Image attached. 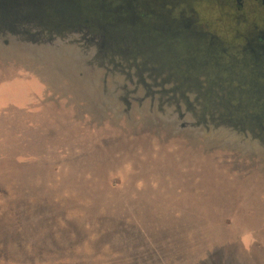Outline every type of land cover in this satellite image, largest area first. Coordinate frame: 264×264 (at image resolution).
I'll use <instances>...</instances> for the list:
<instances>
[{
	"label": "rangeland",
	"instance_id": "1",
	"mask_svg": "<svg viewBox=\"0 0 264 264\" xmlns=\"http://www.w3.org/2000/svg\"><path fill=\"white\" fill-rule=\"evenodd\" d=\"M59 1L0 0V264H264V8Z\"/></svg>",
	"mask_w": 264,
	"mask_h": 264
},
{
	"label": "flooded vegetation",
	"instance_id": "2",
	"mask_svg": "<svg viewBox=\"0 0 264 264\" xmlns=\"http://www.w3.org/2000/svg\"><path fill=\"white\" fill-rule=\"evenodd\" d=\"M231 2L235 3L237 11L245 9L246 5L249 3L254 4L251 5V7H257L256 5H259L262 9L264 8V0H231ZM255 28L258 29V27ZM252 33L253 32L250 34ZM247 40H251L249 42L250 44L248 43L250 46L243 55L245 60L244 63L239 65V72L245 75L250 82H254V85L250 84V88L248 90L264 92V52L256 51H264V32L261 31V34L256 33L254 37L251 36L250 39L248 37Z\"/></svg>",
	"mask_w": 264,
	"mask_h": 264
},
{
	"label": "water",
	"instance_id": "3",
	"mask_svg": "<svg viewBox=\"0 0 264 264\" xmlns=\"http://www.w3.org/2000/svg\"><path fill=\"white\" fill-rule=\"evenodd\" d=\"M14 1H16L17 4ZM125 1L127 2L128 7L131 6L132 2H130L129 0H125ZM10 3L14 5L15 12L13 15L8 16L7 18H12V20L15 24H20L22 22H25L26 24L39 22L43 25V23L46 21L44 18L37 17L36 15H34L33 11L29 10L30 8H32L33 10L43 8L45 5L43 0H23V1L22 0H10ZM63 3H66L68 5V9L70 10V13L72 12L75 15L80 13V10H81L80 5L81 4H80L79 0H61V1H59L58 6H62ZM129 8H127V9L129 10ZM25 10H27L26 14H28V15L23 17L22 14H24L23 11H25ZM10 12H12V10L7 11L6 13H10ZM118 23L120 25L123 24L122 21H118ZM112 28H113V25H112Z\"/></svg>",
	"mask_w": 264,
	"mask_h": 264
},
{
	"label": "crops",
	"instance_id": "4",
	"mask_svg": "<svg viewBox=\"0 0 264 264\" xmlns=\"http://www.w3.org/2000/svg\"><path fill=\"white\" fill-rule=\"evenodd\" d=\"M8 76H12V74L11 75H8ZM1 78H2V70L0 69V79ZM25 107L26 106H21V105H18V106H9L8 108H6L4 110H8V112L6 113V115L14 116V118H17L19 109L27 110ZM20 112H22V111H20ZM29 113L30 112L27 110L24 115L26 116ZM2 114H3V110H0V120H1ZM0 141H1V138H0Z\"/></svg>",
	"mask_w": 264,
	"mask_h": 264
},
{
	"label": "trees",
	"instance_id": "5",
	"mask_svg": "<svg viewBox=\"0 0 264 264\" xmlns=\"http://www.w3.org/2000/svg\"><path fill=\"white\" fill-rule=\"evenodd\" d=\"M182 34V33H181ZM184 37H186L185 33L183 32Z\"/></svg>",
	"mask_w": 264,
	"mask_h": 264
}]
</instances>
